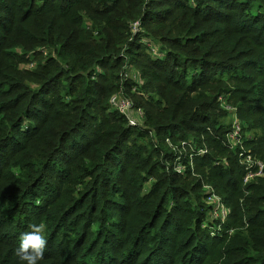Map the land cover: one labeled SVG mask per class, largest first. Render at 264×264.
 <instances>
[{
	"label": "trees",
	"instance_id": "trees-1",
	"mask_svg": "<svg viewBox=\"0 0 264 264\" xmlns=\"http://www.w3.org/2000/svg\"><path fill=\"white\" fill-rule=\"evenodd\" d=\"M226 77L264 160V0H0V264L32 224L40 264H264V177L244 186L225 143Z\"/></svg>",
	"mask_w": 264,
	"mask_h": 264
},
{
	"label": "built area",
	"instance_id": "built-area-1",
	"mask_svg": "<svg viewBox=\"0 0 264 264\" xmlns=\"http://www.w3.org/2000/svg\"><path fill=\"white\" fill-rule=\"evenodd\" d=\"M111 103L115 108L119 109L121 112L124 113H128V107L123 106L124 104H127L129 106V109H133L132 101L128 98L120 96L119 94H116L112 97ZM116 103L118 106L116 105ZM134 121L137 122L136 120ZM134 121L130 118V123L132 125H137L138 122L135 123ZM251 138L252 132L246 128V125L244 123H232L231 127L230 125H228V128L225 133V143L227 147L238 152L240 164L244 168V186L250 184L258 178L264 177V161L259 159L251 150L247 149V143ZM207 153L208 149L205 147L194 149V154L190 155V164L192 166L191 170H194V157L204 156ZM181 157L182 156L177 157L174 163V167L179 173H185L186 165L180 159ZM206 188V202L208 205L212 206L210 218L212 220L218 221L219 224L218 227L215 229L214 234H221L222 224H224L229 218L230 208L227 206L221 196L215 192L213 185L208 184ZM228 232L232 233L233 229Z\"/></svg>",
	"mask_w": 264,
	"mask_h": 264
},
{
	"label": "rangeland",
	"instance_id": "rangeland-1",
	"mask_svg": "<svg viewBox=\"0 0 264 264\" xmlns=\"http://www.w3.org/2000/svg\"><path fill=\"white\" fill-rule=\"evenodd\" d=\"M154 47V51L155 49H157L155 46ZM158 58H161L162 56L161 55H158L156 56ZM30 65H27L26 67H28ZM32 66V64H31ZM30 66V67H31ZM218 69L217 67L216 68H213L211 71H209V74H213L215 72H217ZM138 68L137 67H133L131 69V72L129 73L130 74V77L132 79H137L138 78ZM250 74L251 73H254V70L250 69L249 70ZM220 86H224L225 88L227 87L229 90L228 92H224L221 94V97L219 98L220 100V105H219V110L217 111V114L219 115V122L218 123H222L224 127L228 128V125H230L231 127V124L232 123H253V117H247V115L242 112V110L240 111V105H241V102L243 101V97L241 94H239L238 92V89L239 88H242V87H246V85H243V84H240L238 81H234L233 79H227V77L225 78V83H219ZM117 105V103H116ZM118 106V105H117ZM123 106H127L128 107V115L129 117L134 121L136 120L139 123H142L143 121V113H142V110L141 109H129V106L127 104H124ZM114 108V107H113ZM114 109H117V108H114ZM127 109V108H126ZM135 122V121H134ZM135 122V123H137ZM254 130V126L252 128ZM252 131V130H251ZM253 132V131H252ZM197 135H205L204 133H197ZM170 147L174 148V146L176 145H171V142H172V139L170 140ZM168 140L166 142H169ZM191 142V141H190ZM204 145L206 146L205 148L208 149V151H211V152H214L215 149L212 148V146L209 145V143L207 141L204 142ZM192 147H195L194 145H192ZM199 147V145H198ZM247 149L250 150L249 146H247ZM232 150V149H230ZM216 151V150H215ZM224 158L225 156H220V158ZM206 159V158H205ZM260 159V157H259ZM262 160V158H261ZM264 161V160H263ZM207 165V164H205ZM207 170V166H204V170ZM205 170V171H206ZM197 175L196 173H193L192 176H195ZM196 177H199L198 175ZM201 184H203L204 186H202L203 188L201 190V193H206V186L208 185V183L206 182V180H204V178H202L201 180ZM152 186V182L150 183H147L146 184V188H149ZM223 231V229H221V232ZM234 232V230H233ZM49 232L47 231H44L43 232V235L46 237V235L48 236ZM231 234V233H230Z\"/></svg>",
	"mask_w": 264,
	"mask_h": 264
},
{
	"label": "clouds",
	"instance_id": "clouds-1",
	"mask_svg": "<svg viewBox=\"0 0 264 264\" xmlns=\"http://www.w3.org/2000/svg\"><path fill=\"white\" fill-rule=\"evenodd\" d=\"M30 228L21 235L15 254L21 264H40L48 243L43 235L44 225L32 224Z\"/></svg>",
	"mask_w": 264,
	"mask_h": 264
}]
</instances>
